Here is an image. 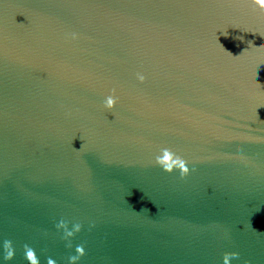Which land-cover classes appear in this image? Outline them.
Listing matches in <instances>:
<instances>
[{
  "label": "water",
  "instance_id": "obj_1",
  "mask_svg": "<svg viewBox=\"0 0 264 264\" xmlns=\"http://www.w3.org/2000/svg\"><path fill=\"white\" fill-rule=\"evenodd\" d=\"M259 33L254 0H0V264H264Z\"/></svg>",
  "mask_w": 264,
  "mask_h": 264
},
{
  "label": "clouds",
  "instance_id": "obj_2",
  "mask_svg": "<svg viewBox=\"0 0 264 264\" xmlns=\"http://www.w3.org/2000/svg\"><path fill=\"white\" fill-rule=\"evenodd\" d=\"M254 3L259 5L261 9H264V0H254ZM260 34V33H259ZM261 37H264V34H260ZM242 39V38H240ZM260 47H264V45H261ZM139 79L141 82L144 81V76H139ZM116 103V99L112 96H109L106 100V107L108 109L114 108ZM156 162L161 165L165 171L168 173H172L174 169H179L181 171V176H187L190 172L189 167L187 166V162L183 160L182 158L175 156V154L169 150L164 149L163 150V156L157 157ZM58 229H64L65 232V238H71L74 237L76 233H79L82 230V225L76 224L74 231L68 229V224L65 221H60V223L57 225ZM70 246V245H69ZM4 247L6 250V255L4 257L5 260H12L15 256V251L13 249V245L11 241H5ZM25 252H26V259L30 261V264H40V261L35 253V251L29 246L25 245ZM76 252L78 255H74L69 257L71 264H77V262L80 260L82 256H84L85 250L83 246H77ZM232 258H239V253L233 252V253H227L224 256V264H230V261ZM48 264H55L54 260L49 259Z\"/></svg>",
  "mask_w": 264,
  "mask_h": 264
}]
</instances>
